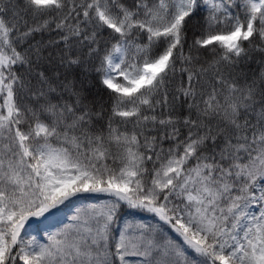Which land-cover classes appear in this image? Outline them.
I'll return each mask as SVG.
<instances>
[{
    "label": "snow or ice",
    "instance_id": "snow-or-ice-1",
    "mask_svg": "<svg viewBox=\"0 0 264 264\" xmlns=\"http://www.w3.org/2000/svg\"><path fill=\"white\" fill-rule=\"evenodd\" d=\"M0 264H264V0H0Z\"/></svg>",
    "mask_w": 264,
    "mask_h": 264
}]
</instances>
